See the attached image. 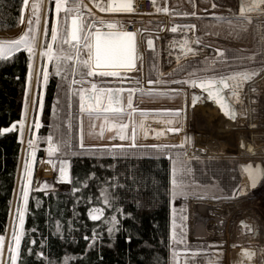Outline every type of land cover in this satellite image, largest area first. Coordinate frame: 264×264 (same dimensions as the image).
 Returning <instances> with one entry per match:
<instances>
[{"label": "rangeland", "instance_id": "1", "mask_svg": "<svg viewBox=\"0 0 264 264\" xmlns=\"http://www.w3.org/2000/svg\"><path fill=\"white\" fill-rule=\"evenodd\" d=\"M253 1L258 3L257 7L252 6ZM76 2H79L80 12L83 13L80 18L84 21L85 31L94 32L98 28L99 30L123 31L128 24H134L138 31H141L139 50L141 49L144 54V73L139 56L138 68L134 71H118L120 74L117 76L102 74L111 71H95L93 75L88 76L87 69L78 64L75 58L77 53L73 48L74 43L60 42L58 44L52 41L51 28L53 25L59 28L60 35H67L70 18L78 13L67 12L66 9L71 8ZM154 2L156 8L153 13L132 14L102 11L101 7L97 6L99 4L108 7V0H65V6L58 13L56 0H28L27 4L24 1L18 26L11 30L0 31V41L15 40L25 33L35 40L33 48L35 56L30 58L31 68L29 63L21 120L13 124L15 127L12 125L8 128L9 131L3 132L18 131L22 151L9 226L7 232L1 235L4 238L3 253L0 257L2 264H7L8 258L11 264L9 245L15 247L14 230L21 233L22 240L25 220L21 226L17 209L24 210L26 218L28 200L32 191L52 192L71 189V160L56 157L58 144L55 141L58 138L61 139L60 135L51 136L50 141L49 136L41 137L39 134L44 124L43 108L46 88L52 77H58L59 86L62 89H68L77 97L80 114V140L83 145H88L93 141L106 142L108 137L116 140L113 141L114 145H119L118 142H122L123 139L120 136L117 137L124 133L123 131L125 133L127 131L128 140L125 145L131 144V129L133 130L135 121L139 123L146 120V129L152 131L150 139L135 140L136 146H163L158 147V150L171 160L172 180L175 178L178 183L182 182L185 191L183 195L174 196L172 184L170 239L173 257L176 256L173 264H264L263 243L234 244L233 248L239 252L241 258L237 263H232L227 256L228 240L221 241L222 234L217 233L210 236L207 242H197L190 237L189 232L190 207L192 208L194 204L235 200L239 196H244L241 194L244 180L247 177L242 165L247 162H261L264 165V132L259 137L262 155L258 157L251 155L253 147L251 145L247 147L246 157L243 159L194 156L199 149L206 150L199 146L200 138H207L219 149L222 141L233 133L234 144L240 152L243 150L240 148V142L246 140V135L264 127V3L260 0H154ZM240 3H243L247 9L243 14L239 12ZM109 23H113L115 28H105V24ZM88 25L92 27L89 28ZM173 29L192 31L194 39L192 50L201 55L179 64L166 75H162V52L164 42L167 40L165 34L167 30ZM149 40L152 42V47H149ZM49 43H52L54 54L63 48L64 54L73 57L71 60L61 61L62 71L59 75H57L56 62L42 54ZM78 47L81 49L80 58L86 59L87 49L83 48L82 43ZM21 51L27 52L23 48L19 52ZM149 52H152L158 59L156 80H152L147 74ZM17 53L14 52L11 57L1 60L10 59ZM45 71L48 73L46 81ZM245 72H254L255 75L249 80H243L239 87H233L235 82L231 76L234 73ZM152 74L156 75V72ZM222 78L230 82V89L226 92L230 101L237 104L236 96L232 95L236 92L237 96L244 100L246 108L241 109L238 114V120L243 119L245 122L242 129L231 127L228 131L227 128L221 127L220 133L217 129L218 116L226 121L225 118L215 107L218 114L216 117L206 116L199 112L201 107L210 105V103H208L207 95L189 81L220 80ZM92 84L96 85L97 90L100 88L120 90L113 91V95L119 94L120 100H124L126 112L122 110L91 116L86 111L81 112L80 90L86 89L90 92ZM129 96L132 99L130 106ZM194 97L196 98L195 103H193ZM248 98L252 102V116L248 112ZM115 107L121 108L120 105ZM37 122L39 127L36 126ZM99 125L109 126L108 131L101 129ZM120 125H126V127L120 128ZM232 125L235 124L232 123ZM251 125L254 127L250 128ZM21 127H23V132H21ZM172 128L179 129V131H171ZM29 140L32 141L31 145ZM50 148H52L51 151ZM25 161L31 167L30 177L25 172ZM61 167H64L67 172V178L62 175ZM174 168L177 169L175 173ZM25 186L28 188L26 202L23 195ZM246 189L250 200L245 202L242 210L228 221L233 223L241 219L243 215L251 214L257 218L262 230L258 229L257 225L252 224V226L243 222L239 233L249 235L259 231L260 234H264V179L253 191L250 190L247 181ZM231 226L226 236L233 234ZM173 233H175V238H173Z\"/></svg>", "mask_w": 264, "mask_h": 264}, {"label": "trees", "instance_id": "2", "mask_svg": "<svg viewBox=\"0 0 264 264\" xmlns=\"http://www.w3.org/2000/svg\"><path fill=\"white\" fill-rule=\"evenodd\" d=\"M24 1L0 0V31L18 26ZM29 63L25 51L0 59V129L21 120ZM157 70L149 52L148 77L156 80ZM58 79L47 84L39 134L60 135L56 157L71 160V189L32 191L17 264H173L171 160L153 146L81 148L78 100ZM21 151L18 131L0 132V236L9 226ZM95 208L102 214L93 220Z\"/></svg>", "mask_w": 264, "mask_h": 264}, {"label": "snow or ice", "instance_id": "3", "mask_svg": "<svg viewBox=\"0 0 264 264\" xmlns=\"http://www.w3.org/2000/svg\"><path fill=\"white\" fill-rule=\"evenodd\" d=\"M28 0H25V4H27ZM261 3H264V0H260ZM65 6V0H56V11L59 13L61 8ZM101 7L102 11H132V5L131 0H121L119 4H117L115 7H104L102 5H97ZM35 7V5H34ZM84 7H87V5H84ZM247 9L244 7L241 8V14H243ZM67 12L75 11L78 13V15H73L71 17V26L69 29H67V35L62 36L60 35V30L56 25H53L51 28V39L53 42H57L58 44L60 42H68L71 43L72 41H75L76 44L73 45L74 50L77 53V56L75 57L78 64L82 65L84 68L87 69V75L91 76L94 74L95 69L93 68V64L97 66H110L117 69L120 68H131L133 66V62L135 59V51H136V40H135V33L129 32V31H113L109 30L107 32L100 31L99 28L95 32L91 31H85V25L84 21L80 18L83 16V13L80 12V4L79 2L73 3L71 8L66 9ZM90 11V10H89ZM164 11H167V9H164ZM88 27H92V25H88ZM194 27V26H193ZM109 29H114L115 25L113 23L108 24ZM175 30V29H173ZM83 44V48L87 49V58L81 59L79 56V52L81 49L78 47L80 44ZM149 47H152V42L149 40L148 42ZM35 46V40L34 38H30L28 33H25L24 35L20 36L18 39L15 40H9V41H0V59H4L6 57H11L14 52H19L21 48L27 50L29 53V57L35 56V52L33 51V48ZM219 51V50H218ZM43 55H47L48 59L51 61H55L57 64V75L61 73L60 63L61 61H67L73 59L72 56L64 54L63 48H60L59 52L54 54L52 43L48 44V47L46 51L42 53ZM30 68H31V60H30ZM103 75H112L117 76L120 73L118 71H111V72H103ZM31 75V74H30ZM254 72H245V73H234L231 76V79L235 82L233 87H239L241 85V82L243 80H249L254 76ZM48 73L47 71L44 72V79L47 80ZM75 82V81H73ZM192 84L197 83L196 80L189 81ZM200 87L206 88V90L209 91V99H213V92L211 89H208V85L216 83V80L209 79L207 81H200ZM219 83L223 84L225 88L229 87V84L225 79H220ZM113 91H120V90H113V89H104L100 88L97 90V87L95 84H92V90L88 92L86 89L80 90V110L81 112H87L90 116L91 115H100L102 113H108V112H120L122 111L121 108L115 107L117 105H120V97L118 95H113ZM105 93H107V96L105 97ZM233 96H237L238 94L236 92L232 93ZM195 97L193 99V103H195ZM217 102L221 103V107L225 110L226 115L232 116L235 118V111L225 107L223 103V97H216ZM132 103L131 96L128 98V104L129 106ZM106 104V106H105ZM26 107H27V101H26ZM42 107V104H41ZM21 125H23V121L20 122ZM37 127H39V123L37 122ZM15 127V125H13ZM120 128L126 127V125H120ZM10 129L4 128L0 129V132H7ZM171 131H179V129L172 128ZM21 132H23V127H21ZM124 137L121 136V139ZM48 139L51 141V136L48 137ZM29 144H32V141L29 140ZM80 147L83 148L84 145L81 142ZM116 147H123V145H119ZM153 147H163L161 145H154ZM52 148H50V151ZM249 172V176L252 179L253 186H255L258 178L261 175H264V171L260 170L259 168L253 169L251 165L247 166L246 169ZM177 169H173V172L175 173ZM180 171H183V169H180ZM25 172L28 174V176H31V167L29 166V163L25 161ZM61 173L62 175L67 178V172L65 171L64 167H61ZM173 184V195L177 194H185L184 186L182 182H177V180L174 178L172 180ZM23 195L25 198V202L27 201L28 197V188L25 186L23 189ZM104 203H109V198L106 195L104 199ZM19 213V223L22 226L25 220V211L21 209H17ZM97 214H102V209L95 208L93 210L89 211V216L96 220L99 218ZM117 217L113 215L111 217L110 223L115 224L117 223ZM114 229L109 228V232L111 233ZM173 238H175V233H173ZM13 239L15 241V247H12V245H9V250L11 252L10 260L11 264H16L17 262V256L19 253V246L21 242V233L13 232ZM93 239H95V234L93 235ZM128 239H131V237H128ZM3 236H0V257H2L3 253ZM42 255V254H41ZM0 264H2V260H0ZM64 264H67V258H65Z\"/></svg>", "mask_w": 264, "mask_h": 264}, {"label": "bare ground", "instance_id": "4", "mask_svg": "<svg viewBox=\"0 0 264 264\" xmlns=\"http://www.w3.org/2000/svg\"><path fill=\"white\" fill-rule=\"evenodd\" d=\"M134 11V10H133ZM132 11V12H133ZM105 28H108V24H105ZM109 29V28H108ZM138 35V49L140 48V37L142 33ZM167 40L164 42L163 46V52H162V75H166L170 71H172L174 68H176L179 64L184 63L185 61L191 60L194 57H199L201 54L198 52H193L192 46L194 45V39H193V32L189 31H179V30H167L166 34ZM175 35V36H174ZM141 49L139 50V52ZM140 59L142 61L141 63V69L143 70V73L145 71V62H144V54L142 51L140 52ZM250 95V93H249ZM237 104H234L235 108L239 112L241 109L246 108V104L244 100L240 96H236ZM235 103V102H234ZM252 102L251 99L248 98V112L249 115L252 116ZM203 115L216 117L217 111L216 109L210 104L205 105L201 107L199 110ZM239 116V115H238ZM224 121L220 116H218V130L221 133L222 128H227L228 131L231 127L242 129L244 127V120L237 118L235 122H232L229 119H225ZM252 121V120H251ZM235 124V125H232ZM222 127V128H221ZM263 126L260 130L249 132L246 135V140L242 141L244 143V149L242 151H237L236 145L234 144L235 136L233 133H230L224 141L216 147V145L209 142L207 138H200L199 139V146H202L206 150L201 151L200 149L194 153V156L198 157H239L241 159L246 157V149L250 145L252 147V156H260L262 155V151L260 149L261 143L259 142V137L263 134ZM217 130V131H218ZM231 132V131H230ZM222 147V148H221ZM241 148V147H240ZM242 149V148H241ZM248 179L244 180V188L243 193L244 196H239L235 200H220V201H214L212 203H201L198 205H193V207H190L189 211V232L190 237L192 239L196 240L197 242H207L210 236L220 233L221 235V241H227L229 243V251H227V256L229 257L230 262L237 263L238 260L241 258V255L238 251H236L233 246L234 244H238L241 242L246 243H263L264 244V234L258 233L254 234H240V225L244 222V224H250V225H257V228L262 230L260 225L258 224V220L256 217H253L251 214L249 215H243L241 219H237L233 223L231 221H228V219L234 218V216L242 210V206L245 202L250 200V195L247 193L246 185H247ZM196 210V211H195ZM230 229L233 231V234L227 235L229 226ZM252 225V226H253ZM235 231V232H234ZM227 237V238H226ZM253 261V260H252Z\"/></svg>", "mask_w": 264, "mask_h": 264}, {"label": "water", "instance_id": "5", "mask_svg": "<svg viewBox=\"0 0 264 264\" xmlns=\"http://www.w3.org/2000/svg\"><path fill=\"white\" fill-rule=\"evenodd\" d=\"M120 2H121V0H108V7H115ZM251 4H252L253 7H257L258 6V3H256L255 1H253ZM131 5H132V9L134 10V0H131ZM242 7H244V4L240 3V10H239L240 13H241V8ZM132 11H110V12L130 13ZM70 26H71V18H70L69 28H70ZM100 31L107 32L109 30H100ZM113 31H116V30H113ZM135 40H136L135 59H134V62H133V66L131 68H127V69L120 68V69H117V68L110 67V66H97V65L93 64V68L95 69V71H134V70H136L138 68L139 56H140V52H139V49H138V36H137V34L135 35ZM71 43L76 44L75 41H72ZM225 80L229 84V87H227V88H225L223 86V84L219 83V80H216V83H214V84L208 85V89L212 90L213 97H214L213 99H209L208 98V103L212 104L213 107L217 108L219 113L225 119H229L232 122H235L237 120V118H238V111H237V109L235 108L234 104L230 101V99L228 98V96L226 94V92L230 89V82L227 79H225ZM200 81H207V80H199V81H197V83H195L196 88L199 91L203 92L205 95H207V97H209V91L206 90V88L200 87V83H199ZM218 96L219 97H223V103H224L225 107L230 108V109L235 111V113H236L235 118H233L232 116L226 115L225 110L221 107V103L217 102L216 97H218ZM253 127H254L253 125L250 126V128H253ZM119 145H112L111 147L112 148L136 147V144H135V130L134 129L132 130V141H131V144L123 145V147H116V146H119ZM240 147L242 149H244V143L242 141L240 142ZM249 165H251L253 169L259 168L262 171H264V165L261 162H256V163L247 162L246 164L242 165V169H243L244 173L246 174V177H247L248 182H249V188H250L251 191H253V190H255L256 188L259 187V185L261 184V182L264 179V175H261L258 178L255 186H253V182H252V179L249 176V172L246 170L247 166H249Z\"/></svg>", "mask_w": 264, "mask_h": 264}, {"label": "crops", "instance_id": "6", "mask_svg": "<svg viewBox=\"0 0 264 264\" xmlns=\"http://www.w3.org/2000/svg\"><path fill=\"white\" fill-rule=\"evenodd\" d=\"M125 93H127V94H130L129 92H125ZM104 95H106L107 96V93H105ZM119 95V94H118ZM121 101V100H120ZM123 101V102H122ZM121 102H120V107L122 108V110L124 111V112H126L124 109H125V105H124V100H122ZM105 106H106V104H105ZM145 122H146V120H143V122L141 121V122H139V123H137L136 121H135V125H134V127H133V129L135 130V140H147V139H150L149 138V136H151V133L150 132H152L151 130H149V129H146V127H147V124H145ZM97 125V124H96ZM99 126H101V125H99ZM109 127V126H108ZM108 127L107 126H101L100 128L101 129H103V130H107L108 131ZM150 127V126H149ZM121 130V129H120ZM131 131H132V129H131ZM124 133H121V135L124 137L123 138V140H122V142L120 141V142H118L120 145H125L126 144V141L128 140V138H127V131H126V133H125V131H123ZM121 135H118V137L117 138H119V136H120V138H121ZM132 135V134H131ZM132 139V138H131ZM113 141H116L115 139H110V137H108V139H107V141L106 142H102V141H100L99 143L97 142V141H93V142H91L90 144H88V145H84V147H86V148H88V147H106V146H112V145H114V142ZM125 141V142H124ZM107 142H110V143H112V144H108ZM116 143V142H115ZM116 145V144H115Z\"/></svg>", "mask_w": 264, "mask_h": 264}, {"label": "built area", "instance_id": "7", "mask_svg": "<svg viewBox=\"0 0 264 264\" xmlns=\"http://www.w3.org/2000/svg\"><path fill=\"white\" fill-rule=\"evenodd\" d=\"M156 4L154 0H134V11L132 14H151L154 12ZM126 31L139 34L137 27L134 24H128L125 27Z\"/></svg>", "mask_w": 264, "mask_h": 264}, {"label": "flooded vegetation", "instance_id": "8", "mask_svg": "<svg viewBox=\"0 0 264 264\" xmlns=\"http://www.w3.org/2000/svg\"><path fill=\"white\" fill-rule=\"evenodd\" d=\"M131 136H132V135H131ZM195 241H196V240H195ZM189 242H190V241H189ZM173 260H175V261H176V256H174V257H173ZM174 264H175V263H174Z\"/></svg>", "mask_w": 264, "mask_h": 264}]
</instances>
